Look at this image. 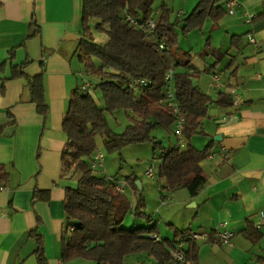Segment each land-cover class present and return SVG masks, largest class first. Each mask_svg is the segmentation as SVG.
<instances>
[{"label": "crops", "instance_id": "1", "mask_svg": "<svg viewBox=\"0 0 264 264\" xmlns=\"http://www.w3.org/2000/svg\"><path fill=\"white\" fill-rule=\"evenodd\" d=\"M237 2L244 13L221 18L215 27L223 33L221 44H213L210 35L203 48L206 59L198 62L201 69L191 66L198 72L193 83L211 98L234 90L243 100L210 108L203 121L208 141H214L201 162L206 181L195 196L180 194L194 204L187 224L181 229L171 224L212 234L210 240L196 242L195 264H264V222L255 227L264 213V0ZM33 15L39 34L27 39ZM81 15L82 0H0V66L14 49L12 62L0 68V166L9 175V186L0 189V264H41L34 253L36 242L29 237L36 227L45 264H63L64 190L74 181L61 178L67 141L62 119L83 76L76 55ZM208 26L212 32L211 20ZM236 35H243L240 47L231 50ZM25 61H30L24 68L27 76L42 72L45 118L29 100L27 80L10 79L12 66ZM215 72L221 74L220 87L213 84ZM41 190L49 191V199L34 201ZM249 225L257 231H249ZM220 231L233 233L230 244L216 238Z\"/></svg>", "mask_w": 264, "mask_h": 264}, {"label": "trees", "instance_id": "2", "mask_svg": "<svg viewBox=\"0 0 264 264\" xmlns=\"http://www.w3.org/2000/svg\"><path fill=\"white\" fill-rule=\"evenodd\" d=\"M227 1L197 0L187 16L180 18L178 15L172 19L173 9L167 0H162L158 8H155L154 0H82L81 36L76 55L84 68L81 70L84 77L72 91L62 119L67 141L61 154V178L74 181L73 186H66L64 190V228L61 235V260L64 264L76 259L92 264H124L128 255L142 252L153 258L156 264H166L171 261L176 240L186 243V261L195 264L198 249L196 242L188 238L189 228H172L173 238L168 239L159 237L156 224L123 227L129 212L147 222L152 220L141 210L143 201L142 191L136 185L138 177L131 174L125 182V188L130 186L136 200L133 205L125 189L123 192L115 189L118 179L105 175L104 167H93V157L98 151L96 136L109 128L107 114L123 111L130 122L121 133L108 135L104 142L107 151L120 152L128 144L152 143L161 151L159 177L166 181V189L170 192L185 189L191 197L197 194L206 181L201 162L210 155L214 141L211 139L203 149H198L192 140L195 136H208L203 129V121L210 108L230 106L232 96L230 92H219L218 98L213 99L193 83L198 72L192 70L190 62L193 56L203 55L205 49L196 53L180 50L179 35L201 30L207 20H211L212 28H215L227 14ZM125 14L142 23L153 20V35L132 26ZM93 31L105 34L106 42H95ZM38 34L39 26L33 15L27 39ZM242 37L232 36L231 50L240 47ZM162 43L164 48L160 47ZM13 54L14 49H11L8 60L0 66L1 70L7 61L12 62ZM222 54L217 56V62ZM29 62L13 65L10 79L27 80L29 100L36 104L37 112L45 118L48 107L44 100L42 72L27 76L24 68ZM169 70L173 72L171 86L178 112L168 106L165 76ZM91 75L95 77L94 81L90 79ZM83 81L93 84L91 91L81 88ZM93 91L99 92L102 105L98 104ZM179 117L183 118L181 135L185 146L181 148L176 144L166 149L162 142L156 141L151 131L157 126L173 127L175 131ZM98 169L103 175L96 174ZM8 186L9 175L0 166V189ZM37 199L47 201L49 191H38L33 196L34 201ZM37 230V227L31 230L29 237L36 242L34 253L39 262L45 264L43 239ZM248 230L257 231L252 225Z\"/></svg>", "mask_w": 264, "mask_h": 264}, {"label": "rangeland", "instance_id": "3", "mask_svg": "<svg viewBox=\"0 0 264 264\" xmlns=\"http://www.w3.org/2000/svg\"><path fill=\"white\" fill-rule=\"evenodd\" d=\"M154 1L155 8H158L162 0ZM196 2V0H167L169 6L173 9V19L177 17L176 14L178 11L183 12L180 14V18L187 16L195 7ZM208 22L209 20L205 22L201 30L193 31L187 33L186 35L180 33V50L184 52L194 50L196 53L200 49L204 48L210 35V41L213 44L217 42L221 44L223 33H221L219 29L216 30L215 28H213L211 32L209 30ZM218 31L219 33L216 35L215 32ZM92 35L95 42L99 44H103L107 40V36L101 32L93 31ZM207 53L208 52L206 49L201 58L192 57L190 66H195L197 69H201V67L198 65V62L200 60L204 62ZM80 68L84 71L82 64H80ZM85 74L87 76V73ZM90 79L94 81L95 77H92L91 75ZM92 93L98 104L102 105L103 102L101 101L99 92L93 91ZM107 120L109 127L107 131L96 136L97 149L101 150L105 156L103 164L106 172L105 175L110 177L113 176L120 182H126V178L131 174L136 175L138 177V181H140L143 185V190L140 195L143 201L141 210L144 211L147 216H151L152 218L150 222H147L146 220L136 217L134 214L129 212L122 224L123 227H149L156 224L159 229V237L172 239L174 232L171 228V224H173L174 227L181 229L187 224L185 222L187 217L186 214L188 212H192V209L189 208L191 203L184 202L182 199H180V194H187V191L185 189H180L170 193V191L166 189V181L159 177L161 151L158 148L155 149L152 143L128 144L124 146L120 152H108L104 146V142L108 138V135L113 133H121L129 124L130 120L123 111H117L114 114H107ZM151 135L156 138V141L162 142L166 149L170 146L179 144V139L176 136L173 127L170 129H165L162 126H157L151 131ZM192 142L196 148L203 149L209 141L207 136L199 135L195 136ZM150 169L153 170L154 179H150L146 176V171ZM96 174L103 175L99 169L96 171ZM125 193L131 199V201H133V205H135L136 200L132 196L129 185L125 188ZM162 194L166 197L169 196V200L165 201ZM170 199H172V201H170ZM73 264H92V262L76 259L73 261ZM124 264H156V262L153 258L142 252L128 255L124 259Z\"/></svg>", "mask_w": 264, "mask_h": 264}, {"label": "built area", "instance_id": "4", "mask_svg": "<svg viewBox=\"0 0 264 264\" xmlns=\"http://www.w3.org/2000/svg\"><path fill=\"white\" fill-rule=\"evenodd\" d=\"M225 10L226 13L228 15H232L235 16L238 13H244V10L241 8L240 4L237 2V0H228L226 2L225 5ZM126 15V20L129 21V23L132 26H137L141 29H143V31L147 34V35H153L154 31H155V22L153 20H148L144 23L139 22L137 20H135L134 18H132L129 14H125ZM251 17L248 16L247 17V21L250 22ZM253 41V39H251ZM161 48L165 47V44L162 43L160 45ZM172 70H169V72L167 73V75L165 76V80L167 82V101H168V106L170 107H174V111L178 112V109L175 107L174 105V94H173V90H172V86H171V80H172ZM220 79H221V74L219 72H215L212 74V80H213V84L215 87H220ZM81 88L85 91H91L93 88V84L89 81H83ZM230 94L232 96V104L234 105H238L240 103L243 102L242 98L235 93L234 90L230 91ZM182 125H183V118L179 117L176 121L175 124V134L179 139V145L181 148H183L185 146V141L182 138L181 135V129H182ZM94 163H93V167H100L103 168V164H104V154L101 152V150L96 151V153L94 154ZM105 171V170H103ZM146 176L150 179H154V173L153 170L150 169L148 171H146ZM115 189L123 192L126 186L125 182H120L117 181L115 184ZM261 217V222L256 224L255 227L257 229H260L262 223L264 222V213L260 214ZM211 233L207 232V231H199V232H190L188 238L190 239L191 242H197V241H208L211 238ZM233 237V233L229 232V231H220L216 233V238L222 242L223 244H230L231 243V238ZM158 238L155 237V240H157ZM185 242L180 241V240H176L174 242V247L171 251V261L167 262L166 264H189L186 261V256L184 253V248H185ZM64 264V263H63Z\"/></svg>", "mask_w": 264, "mask_h": 264}, {"label": "water", "instance_id": "5", "mask_svg": "<svg viewBox=\"0 0 264 264\" xmlns=\"http://www.w3.org/2000/svg\"><path fill=\"white\" fill-rule=\"evenodd\" d=\"M220 138H215V140H219ZM136 185L139 187L140 191H142V186H141V182L140 181H137L136 182ZM191 206L193 207L194 204H191Z\"/></svg>", "mask_w": 264, "mask_h": 264}]
</instances>
